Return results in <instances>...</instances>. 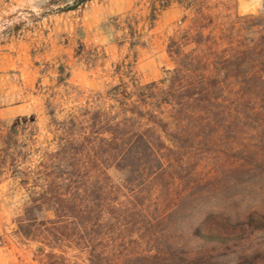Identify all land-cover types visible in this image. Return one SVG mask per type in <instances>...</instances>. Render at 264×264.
Masks as SVG:
<instances>
[{
  "label": "rangeland",
  "instance_id": "374dc122",
  "mask_svg": "<svg viewBox=\"0 0 264 264\" xmlns=\"http://www.w3.org/2000/svg\"><path fill=\"white\" fill-rule=\"evenodd\" d=\"M163 2L94 0L76 10L60 11L73 0H0V119L5 120L8 107L21 104L12 108V114L22 117L13 125H27L18 135V166L25 172L35 171L41 161L54 158L76 165L74 181L81 187L78 201L92 213L82 235L93 238L82 245L84 238L77 236L72 248L66 247L69 244L56 246L54 253L64 259H53L48 258L51 247L44 234L38 233L35 241L16 236L14 221L28 205L34 181L27 180V175L12 177L6 170L0 176V264H127L136 255H164V245L156 243L158 237L196 243V229L236 237L207 264H264L262 0H200L211 19L205 32L211 41L206 46L240 53L246 74L222 82L210 110L182 98L188 104L179 106L183 118L175 121L178 112L159 105L157 113L168 124L167 130L146 132L155 156L140 147L123 160V170H117L119 149L98 141L91 147L84 136L96 111H106L113 104L107 96L117 82L112 71L120 56L107 46L114 41L113 20L123 19L133 4L130 14L141 21V29L150 7L160 8ZM106 3H115V7L97 30L87 31L84 12ZM119 12L122 14L116 15ZM190 15L175 2L157 12L155 29L146 37L152 51L143 54L134 73L124 66L125 83L169 76L170 65L164 56L168 37L176 32L180 36L190 25ZM193 48L188 44L184 50ZM73 54L76 60L71 58ZM68 62L74 70L91 72L99 85L52 89L54 68ZM47 106L54 112L53 120L47 115ZM1 120V125H11ZM200 122L206 126H199ZM132 124L127 137L149 127L144 121L131 120ZM59 144L71 149L57 156ZM106 164L111 166L103 167ZM97 189L111 201L100 223L94 221L95 211L101 207L96 202ZM112 203L128 208V219L122 225L115 222Z\"/></svg>",
  "mask_w": 264,
  "mask_h": 264
},
{
  "label": "trees",
  "instance_id": "16d2710c",
  "mask_svg": "<svg viewBox=\"0 0 264 264\" xmlns=\"http://www.w3.org/2000/svg\"><path fill=\"white\" fill-rule=\"evenodd\" d=\"M90 1L93 0H73L72 5H66L60 11L76 10ZM173 2L191 13L189 27L182 30L180 36H175L169 41L168 54L177 63V68L171 71L167 78L158 82L134 85L131 90L125 83L112 88L107 96L113 101L111 108H107L106 111L98 109L94 114V119L88 124L87 133H84L85 138L90 141L91 147L98 141L114 145L119 149L117 156L120 157L115 163L117 170H123V162L130 154L137 153L140 147L153 153L147 133H151L155 128L165 131L168 127L167 123L159 119L157 113L162 105L169 106L178 112V116L173 117L175 121H179L180 116L183 118L184 110L179 106L185 107L188 104L182 101V98L199 104L204 111L210 110L211 101L217 93L221 92L219 87L221 83L238 79L246 74L240 53L229 50L219 51L206 46L211 41L210 35H205L206 30L210 27L211 19L205 15L203 3H199L200 0H164L160 8L152 6L150 20H155L157 12L168 8ZM186 19L184 18L183 22ZM132 30L131 28L130 45L131 48H134L141 44V36ZM188 44H193L194 48L184 50ZM58 74V84L67 86L69 73H65L64 68L59 66ZM99 98L101 99V97ZM115 109L118 111L116 114L114 113ZM47 115L53 120L54 112L50 106H47ZM131 120L147 122L149 127L145 132L136 131L135 135L127 137L126 132L133 126V124L130 125ZM199 124L201 127L206 126V123L203 124V122ZM52 125L50 123V126ZM58 126L63 125L58 124ZM26 128L27 125L19 127L0 124V176L7 170L12 174V177L26 178L27 175V180L34 181L28 205L25 206L23 214L14 221V234L20 238L35 241L37 234L42 233L47 237L46 244L51 247L48 258L64 259L63 255L56 256L54 253L56 246L69 244L66 247L72 248L77 236L84 238L82 245L92 242L93 238L89 237L90 235L88 239L82 235L89 224L87 220H92V213L85 210L86 208L82 207L78 201L81 187L74 181L73 174L77 170L76 165L54 158L55 161H41L35 171L25 172L20 169L18 166L20 164L19 157L16 152L18 135L25 132ZM34 131L36 130L34 129ZM60 144L56 151L57 156L62 154V151L71 149L69 146ZM65 153L63 154L65 155ZM158 162L159 167L162 168L163 160L159 158ZM109 166L111 165L106 164L103 167ZM97 196L96 202L101 207L95 211L98 216L94 217V221L100 223L103 214L107 211L106 206L111 201L102 189L99 190ZM111 205L113 206L111 209L116 213L115 222L122 225L121 223L128 219V208L115 205V203ZM177 213L178 211H175L173 214ZM193 236L196 243L182 238L180 241L175 238L171 240L169 237L166 239L164 236L163 238L158 237L156 243L164 245L166 250L164 255H159L160 253L152 257L136 255L130 257L126 263L156 264L151 261H158L157 264H207L219 256L218 249L230 245L236 238L204 233L198 229L195 230ZM44 252L45 249H41V254Z\"/></svg>",
  "mask_w": 264,
  "mask_h": 264
},
{
  "label": "crops",
  "instance_id": "0c3cea01",
  "mask_svg": "<svg viewBox=\"0 0 264 264\" xmlns=\"http://www.w3.org/2000/svg\"><path fill=\"white\" fill-rule=\"evenodd\" d=\"M94 1V0H93ZM92 2V1H90ZM89 3V2H88ZM176 3V2H175ZM87 4V3H86ZM85 4V5H86ZM177 4V3H176ZM84 5V6H85ZM172 5V4H171ZM171 5L166 8L169 9L171 7ZM178 5V4H177ZM179 6V5H178ZM115 7V3H106L105 5L101 6V7H97V9H91L90 12H84L83 17H82V21H83V25H86V29L87 31H95L99 28V25L101 24L103 18L105 16L108 15L109 11L112 10V8ZM179 8L182 10L183 8H181L179 6ZM133 9V4L131 7H127V11L123 17V19L120 18V16H118L117 18H115L113 20V27H114V41H112L113 43H105V45L107 44V46L112 50V51H116L120 56H119V62L117 61L116 63H114L113 65V76L116 78L117 82L115 85L112 86V88L116 87L117 85L123 84L125 83L124 81V73H123V68L124 66H130L129 69L132 70V72L134 73L135 68L137 67L138 63L140 62L141 57L143 56L144 53H148L150 51H152V43L150 40H147V34H150L154 31L155 29V23L157 20V15L155 20L151 21L150 20V14H151V9L152 6L150 7L148 14L142 19L143 23H144V27H142L141 29H139V23L141 22L140 20H137V16L132 15V13L130 14V12H132ZM161 10V11H165ZM188 13V11H186ZM122 14L121 12L116 13V15H120ZM126 16V17H125ZM131 28L133 29L132 31H135L139 36H141V44L135 46L134 48H131L130 45V33H131ZM145 31V32H144ZM101 34V33H100ZM175 36H178V33H174V35H171L168 37L165 49H164V56L167 60V63L170 65L169 68H167V74H169L171 71H173L174 69L177 68V63L175 62V60L170 57V55L168 54V45H169V41L170 39L174 38ZM102 37V36H101ZM135 55V57H134ZM71 58H74L75 60L77 59V57H75V55L73 54ZM126 63V65H125ZM68 64V65H67ZM62 66L65 70V73H69V78L67 80V86L64 85H59L58 84V67ZM73 63L72 62H68V63H58L56 65V67L54 68V72L56 73V79L54 80V85L55 87L52 89H57V88H65V90H71L74 88L72 87L74 86H78L80 88H93L95 86L99 85V81L95 80L94 77L91 76V72H84L83 70H74L73 69ZM128 68V67H127ZM166 75L162 74V76L153 79V81H148L145 83H141L138 82L136 80H132L129 83H125L129 86V90L133 89L134 85L140 86V85H146L152 82H158L162 79H165ZM21 104H15L14 106H10L6 109V118L5 120H1L5 123H9L13 125V123L17 120H21L22 117L20 116H15L14 114H12L11 112H13L14 107L19 108L21 107ZM23 116V115H22Z\"/></svg>",
  "mask_w": 264,
  "mask_h": 264
},
{
  "label": "water",
  "instance_id": "95a60500",
  "mask_svg": "<svg viewBox=\"0 0 264 264\" xmlns=\"http://www.w3.org/2000/svg\"><path fill=\"white\" fill-rule=\"evenodd\" d=\"M262 7L264 8V0H262Z\"/></svg>",
  "mask_w": 264,
  "mask_h": 264
}]
</instances>
